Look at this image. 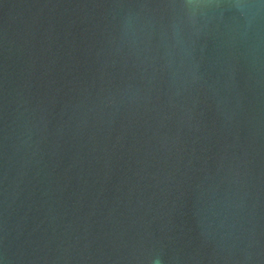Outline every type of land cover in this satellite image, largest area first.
Masks as SVG:
<instances>
[{
	"label": "water",
	"instance_id": "obj_1",
	"mask_svg": "<svg viewBox=\"0 0 264 264\" xmlns=\"http://www.w3.org/2000/svg\"><path fill=\"white\" fill-rule=\"evenodd\" d=\"M0 264H264V0H0Z\"/></svg>",
	"mask_w": 264,
	"mask_h": 264
}]
</instances>
